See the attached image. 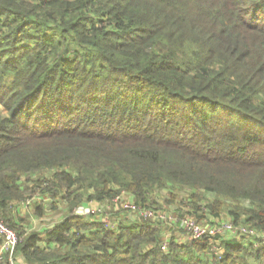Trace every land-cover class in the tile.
<instances>
[{
	"label": "trees",
	"instance_id": "16d2710c",
	"mask_svg": "<svg viewBox=\"0 0 264 264\" xmlns=\"http://www.w3.org/2000/svg\"><path fill=\"white\" fill-rule=\"evenodd\" d=\"M0 104V219L23 264H264V0H0ZM160 189L252 234L75 212L157 207ZM28 210L60 214L33 229Z\"/></svg>",
	"mask_w": 264,
	"mask_h": 264
},
{
	"label": "built area",
	"instance_id": "2783aa9c",
	"mask_svg": "<svg viewBox=\"0 0 264 264\" xmlns=\"http://www.w3.org/2000/svg\"><path fill=\"white\" fill-rule=\"evenodd\" d=\"M124 193L116 196L111 202L103 205H99L95 209L84 208L89 206H82L75 210L76 213L82 214L86 217L97 215L99 219L106 225L112 227L114 225L110 220V213L115 209L116 205H121V209L127 213H131L135 217H143L146 219H151L155 221H162L166 224L176 223L178 227L185 231V237L188 240H197L203 236L209 235L214 236L217 234L224 233H244L252 234L249 229L246 228H236L230 222H222L220 224H207L198 222L195 218H192L186 214L184 215H174L170 213V210H166L160 206L157 207H145L138 203L133 202L131 199H124ZM115 206V207H114ZM0 236L2 238V243L0 246V252H7V264H14L15 258L13 257V252L15 245L17 243V235L0 219ZM162 247H166L164 242Z\"/></svg>",
	"mask_w": 264,
	"mask_h": 264
},
{
	"label": "rangeland",
	"instance_id": "374dc122",
	"mask_svg": "<svg viewBox=\"0 0 264 264\" xmlns=\"http://www.w3.org/2000/svg\"><path fill=\"white\" fill-rule=\"evenodd\" d=\"M5 113V109H4V107L0 104V114H4ZM187 191H188V189H186V190H183V191H181V192H179V193H174V191H170V190H167V189H160V190H154V191H152V193L153 194H156V198H157V200H158V206H160V207H162V208H164V209H166L167 211L168 210H170L171 212V214H172V216H174V215H177L178 214V208L180 207V205H183V204H185V201H184V196H186V194H187ZM124 195L126 196V198L128 199L129 197H127V195L124 193ZM82 206H86V204H81L80 206H78L75 210H77L79 207H82ZM98 205H97V203L95 202V201H92V202H90L89 203V206H87V207H84V208H91V209H95L96 207H97ZM115 207V206H114ZM116 207H117V205H116ZM115 207V210L117 209V208H119V206L116 208ZM224 207H226V205L224 206ZM223 207V208H224ZM83 208V207H82ZM29 213V212H28ZM27 213V214H28ZM111 213H112V211H111ZM110 213V214H111ZM119 214H121V212H118ZM118 213H116V214H118ZM127 212L125 211V214H126ZM123 215V214H122ZM121 215V216H122ZM43 217H45L43 220H42V222L43 223H50V222H52L53 221V219L52 218H57L56 216H55V214H53V212L51 213V211H48ZM125 220H127V217L125 218V217H123ZM193 218H195L196 219V217H193ZM198 222H202V221H200V220H198V219H196ZM226 222H230L228 219H226L225 220ZM231 223V222H230ZM40 224V223H39ZM38 225V224H37ZM168 229V228H167ZM166 231H169V230H166ZM171 233L174 235V236H178L179 237V235H185V231L184 230H180L179 228H178V226L177 225H172V227H171ZM169 231V232H170ZM167 237V236H166ZM165 237V238H166ZM178 239V238H177ZM14 264H23L22 263V261L20 260V258L19 257H17L16 259H15V262H14Z\"/></svg>",
	"mask_w": 264,
	"mask_h": 264
},
{
	"label": "crops",
	"instance_id": "0c3cea01",
	"mask_svg": "<svg viewBox=\"0 0 264 264\" xmlns=\"http://www.w3.org/2000/svg\"><path fill=\"white\" fill-rule=\"evenodd\" d=\"M126 195H127V197H129L128 199H130V195H128V194H126ZM123 197H124V199H127L125 195H123ZM89 203H90V202L83 203V204L88 205ZM83 204H82V205H83ZM118 206H119V208H117ZM117 207H116L117 209H121V205L117 204ZM117 209H116V210H117ZM121 210H122V209H121ZM28 212H29L30 214H24V216H25V222H29V221L32 220V221H31V226H32L31 228H33V229H39V228H41V227H43V226H47L48 224L52 223V222H50V223H46V224H45V223L42 222V220H43L45 217L37 218V219H36V218H32V216H31V212H30L29 210H28ZM59 214H60V213H57V214L55 213V216L57 217V216H59ZM128 215H130V216H129L130 219H133V216H132L131 213L128 212ZM52 219H54L55 221L58 220V218H52ZM29 223H30V222H29ZM29 223H28V224H29ZM39 223H40V224H39ZM37 224H38V225H37ZM182 239H184V240L186 239L185 235H182Z\"/></svg>",
	"mask_w": 264,
	"mask_h": 264
}]
</instances>
